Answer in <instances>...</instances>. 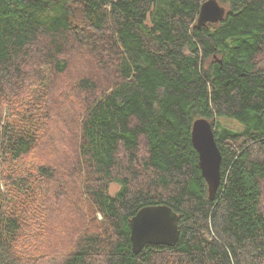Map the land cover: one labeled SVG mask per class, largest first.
<instances>
[{
    "label": "trees",
    "instance_id": "obj_1",
    "mask_svg": "<svg viewBox=\"0 0 264 264\" xmlns=\"http://www.w3.org/2000/svg\"><path fill=\"white\" fill-rule=\"evenodd\" d=\"M204 1L0 0V264H33L21 231L50 221L79 229L56 264H264V0H218L225 17L198 28ZM68 79L82 115L42 144L26 107L53 93L45 123L63 114ZM200 117L222 154L214 198ZM158 204L180 238L136 254L131 218Z\"/></svg>",
    "mask_w": 264,
    "mask_h": 264
},
{
    "label": "water",
    "instance_id": "obj_2",
    "mask_svg": "<svg viewBox=\"0 0 264 264\" xmlns=\"http://www.w3.org/2000/svg\"><path fill=\"white\" fill-rule=\"evenodd\" d=\"M226 8L218 0L202 3L197 27L221 21ZM192 141L199 152V164L208 183L210 197L214 198L222 179V154L218 147L212 123L204 117L195 120L192 126ZM133 251L137 254L147 244L175 245L181 234L178 213L167 204L142 207L130 221Z\"/></svg>",
    "mask_w": 264,
    "mask_h": 264
},
{
    "label": "rangeland",
    "instance_id": "obj_3",
    "mask_svg": "<svg viewBox=\"0 0 264 264\" xmlns=\"http://www.w3.org/2000/svg\"><path fill=\"white\" fill-rule=\"evenodd\" d=\"M79 73L80 68L77 65H74L73 71L67 75H76ZM71 82L72 81L68 79L67 81H60L58 84H56V98L61 105L60 107H62L63 114H61V109L59 110L58 107L55 112H52L50 114L51 117L49 118V120H46L47 124L45 123L44 113L56 101L53 93L48 95L44 100L36 103H28L26 107H31V109L34 111L37 106H41L37 109V114L42 118V125L38 135L42 144L46 143L45 139L49 140V137H51L53 134H57L58 137L60 132L62 133V130L65 131L66 124H73V120H77L82 115L85 102L78 99L77 96L71 91ZM26 108L24 112H26ZM1 109L5 117L13 119V117L10 116L11 112L5 109V106L1 107ZM2 120L3 118H0V121ZM222 121L226 124H229L228 119H223ZM46 135L47 137L45 138ZM118 188L119 186L114 183L112 184L110 190L112 193H115ZM78 191V187L68 189L69 193L75 195H77ZM75 195L72 198L73 200L76 199ZM45 210L47 211L51 219H54V216L60 217L59 210L54 208L51 204L47 205ZM76 210L71 208V212H74ZM69 218L71 219L72 216H70ZM78 232L79 229L76 227L74 228L72 225H70V227L66 226V228H64L63 226L58 227L52 221H50L49 225H45L42 230L35 228L29 230L23 228L19 241L29 240V242L22 249V251L26 252V254H23V256L27 258L25 259V261H29V263L33 262V264H56L60 262L61 260L58 261V259L63 253L67 251L70 246L74 245L73 242L76 241ZM52 235H58V239H56V241H49Z\"/></svg>",
    "mask_w": 264,
    "mask_h": 264
}]
</instances>
